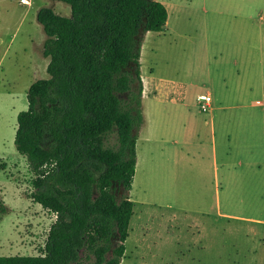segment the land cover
Instances as JSON below:
<instances>
[{"label":"rangeland","instance_id":"rangeland-1","mask_svg":"<svg viewBox=\"0 0 264 264\" xmlns=\"http://www.w3.org/2000/svg\"><path fill=\"white\" fill-rule=\"evenodd\" d=\"M27 1L0 0V257L40 256L56 218L30 200L35 176L14 136L29 87L49 79L37 12H71ZM157 1L168 17L142 36L149 87L120 264H264V0ZM104 144L116 150V134ZM93 261L80 254L79 264Z\"/></svg>","mask_w":264,"mask_h":264},{"label":"trees","instance_id":"trees-1","mask_svg":"<svg viewBox=\"0 0 264 264\" xmlns=\"http://www.w3.org/2000/svg\"><path fill=\"white\" fill-rule=\"evenodd\" d=\"M53 1L71 15L37 12L49 79L29 87L14 145L35 176L30 200L56 218L40 256L0 264H79L83 252L92 264H120L143 124L142 36L163 31L167 10L157 0ZM113 133L116 150L104 144Z\"/></svg>","mask_w":264,"mask_h":264},{"label":"crops","instance_id":"crops-1","mask_svg":"<svg viewBox=\"0 0 264 264\" xmlns=\"http://www.w3.org/2000/svg\"><path fill=\"white\" fill-rule=\"evenodd\" d=\"M167 23V22H166ZM258 104H260L259 102H257ZM135 149H136V165H135V171H136V169H137V166H138V164H139V159H138V154H137V144H136V147H135ZM155 168H162L161 169V172H163V170H164V174H163V176H162V178L163 177H165V174L167 175V173H166V165L162 162V160H157V162H156V164H155V166H154ZM155 168H154V173L157 175V176H159L160 174H161V172L160 171H155ZM214 169H217V165L214 163ZM160 170V169H159ZM134 176H135V174H134ZM161 178V179H162ZM133 179H134V177H133Z\"/></svg>","mask_w":264,"mask_h":264},{"label":"built area","instance_id":"built-area-1","mask_svg":"<svg viewBox=\"0 0 264 264\" xmlns=\"http://www.w3.org/2000/svg\"><path fill=\"white\" fill-rule=\"evenodd\" d=\"M21 4L29 5V2L27 0H21ZM198 100L202 102L204 110L210 108L212 102L210 95H201L198 97Z\"/></svg>","mask_w":264,"mask_h":264},{"label":"bare ground","instance_id":"bare-ground-1","mask_svg":"<svg viewBox=\"0 0 264 264\" xmlns=\"http://www.w3.org/2000/svg\"><path fill=\"white\" fill-rule=\"evenodd\" d=\"M141 49H143V44L141 46ZM142 54H140L141 57ZM142 85H143V93H142V98L144 95H147V89L149 87L148 81H146L143 77H142ZM145 98V97H144ZM170 174V173H169ZM171 175V174H170ZM163 179V178H162ZM158 181H161V179H159Z\"/></svg>","mask_w":264,"mask_h":264}]
</instances>
